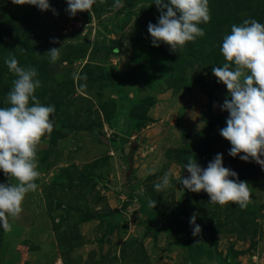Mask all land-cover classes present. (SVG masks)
<instances>
[{
  "label": "rangeland",
  "instance_id": "1",
  "mask_svg": "<svg viewBox=\"0 0 264 264\" xmlns=\"http://www.w3.org/2000/svg\"><path fill=\"white\" fill-rule=\"evenodd\" d=\"M113 3L70 17L66 0H50L56 14L0 0V107L15 79L9 56L36 68L35 95L55 106L36 148L37 188L0 228V264H264V170L228 154V90L211 71L232 24L264 23V0H208L204 35L179 53L151 44L154 0ZM216 153L247 182L245 207L179 184L188 155L206 167ZM166 171L175 178L158 192ZM0 182L17 181L0 171Z\"/></svg>",
  "mask_w": 264,
  "mask_h": 264
},
{
  "label": "clouds",
  "instance_id": "2",
  "mask_svg": "<svg viewBox=\"0 0 264 264\" xmlns=\"http://www.w3.org/2000/svg\"><path fill=\"white\" fill-rule=\"evenodd\" d=\"M13 4L34 5L39 10L51 9L50 0H11ZM97 0H66L65 11L70 17L88 10ZM159 16L157 22L147 24V32L153 46L168 45L170 51L178 52L188 41L204 35L202 23L210 20L208 0H154ZM122 6V0H114L113 7ZM55 42V38H52ZM59 48L46 52L51 63L59 59ZM220 52L222 65H213L211 71L217 83L226 86L227 97L219 105L226 110L225 126L219 133L231 147L228 154L243 161H254L264 170V23L245 19L239 25L232 24L230 33L222 38ZM9 72L13 73L11 87L6 94L8 107H0V171L15 178L16 183L0 182V228L9 229L6 215L15 217L21 212L25 194L34 191L38 177L36 148L42 136L53 130L50 114L54 105L39 102L35 95L41 81L35 67L21 66L15 56L4 59ZM183 169L186 176L179 177V184L192 192L203 190L211 203L224 205L233 202L243 208L249 201L247 182L238 173L223 164V154L216 153L202 167L191 155L186 157ZM231 177V178H230ZM175 174L166 171L160 182L153 185L158 192L170 185ZM156 202L149 201V206ZM197 213L189 217L192 235L201 232L196 223Z\"/></svg>",
  "mask_w": 264,
  "mask_h": 264
},
{
  "label": "water",
  "instance_id": "3",
  "mask_svg": "<svg viewBox=\"0 0 264 264\" xmlns=\"http://www.w3.org/2000/svg\"><path fill=\"white\" fill-rule=\"evenodd\" d=\"M187 174H188V173H187V170L185 169V171H184L182 177H183V176H186Z\"/></svg>",
  "mask_w": 264,
  "mask_h": 264
}]
</instances>
